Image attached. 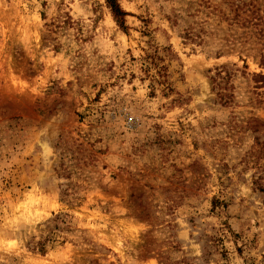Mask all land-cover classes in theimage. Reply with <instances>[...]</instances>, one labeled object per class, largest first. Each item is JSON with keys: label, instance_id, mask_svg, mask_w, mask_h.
<instances>
[{"label": "rangeland", "instance_id": "374dc122", "mask_svg": "<svg viewBox=\"0 0 264 264\" xmlns=\"http://www.w3.org/2000/svg\"><path fill=\"white\" fill-rule=\"evenodd\" d=\"M119 3L0 0V264H264V0Z\"/></svg>", "mask_w": 264, "mask_h": 264}, {"label": "trees", "instance_id": "16d2710c", "mask_svg": "<svg viewBox=\"0 0 264 264\" xmlns=\"http://www.w3.org/2000/svg\"><path fill=\"white\" fill-rule=\"evenodd\" d=\"M107 7L110 9V11L113 13L114 17L120 22V25L122 29L126 30L125 27V21L124 18L127 16V13L122 9L119 0H106ZM258 79H263L264 80V75H256ZM260 82V81H258ZM263 85L264 82L262 81ZM257 184V183H256ZM258 189L264 193V188L260 185ZM51 239L47 240V243L50 242ZM46 242L39 243V252L44 253L45 252V247H46Z\"/></svg>", "mask_w": 264, "mask_h": 264}]
</instances>
